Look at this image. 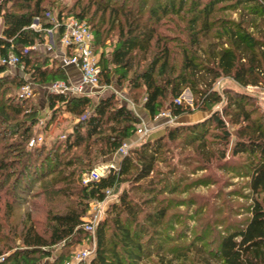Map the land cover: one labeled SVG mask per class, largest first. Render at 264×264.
<instances>
[{
    "label": "trees",
    "instance_id": "trees-1",
    "mask_svg": "<svg viewBox=\"0 0 264 264\" xmlns=\"http://www.w3.org/2000/svg\"><path fill=\"white\" fill-rule=\"evenodd\" d=\"M45 2L0 0V58L15 55L22 72L28 75L31 83L39 85L66 81L58 60H53L49 68V58L32 49L35 42H42L44 35L42 30L30 28L32 21L37 19L41 29L50 27L45 18L49 13ZM91 6L95 7L92 12ZM228 7L233 10L241 8L237 21L224 17L213 19V15L224 13ZM184 9L190 15L187 31H184L188 50H182L181 72L176 74L170 63L172 52L169 48L175 36L170 35V28H166L167 34H160L158 30L165 17H179ZM98 12L100 17L94 22ZM105 15L107 24L116 27L117 39L109 58L103 51L99 56L100 83L110 84L111 75H114L118 85L126 82L128 92L142 91V108L151 120L162 110H169L172 117L191 113L188 106L176 104L173 100L181 95L184 87L194 86L190 81L196 74L199 76L201 70V77L208 76L210 82L206 83L205 90L198 92L199 103L194 105L204 112L222 100L212 89L219 78H231L241 87L264 86V0H120L119 3L88 0L77 11L64 13L59 10L56 18L71 16L84 22L92 33L94 50L98 51L106 37L102 28ZM180 20L183 17L180 16ZM252 22L255 23L250 32L248 24ZM214 28L218 33L210 37ZM209 37L217 41L223 38L225 41L220 42L226 46L215 49L218 44H211L214 46L206 51L205 67L199 69L194 55L201 47L200 41ZM137 53L142 55L141 61L148 60L142 69L135 63ZM5 71L6 66L0 65V124L3 126L0 130L3 153L0 154V199L10 198L8 201L14 204L23 202L31 197L36 185L44 181H48L46 188L50 186L65 195L74 194L78 199L76 205L62 213H48L49 225L45 234L38 232L33 224L22 229L18 239L25 249L12 257V264H37L40 258L50 256L49 247L61 244L63 248H70L80 243L86 236L81 218L87 204L102 201L105 191L120 183L129 182L132 187L141 185L153 173L161 149L183 131L192 136L191 142L197 141L203 146L209 129H213L215 132L211 133L216 141L224 145L220 153V158H224L230 139L227 123L236 127L230 155L246 158L247 186L252 194L250 217L240 227L223 234L215 250L203 252L199 264H264V116H254L256 111L249 95L223 90L227 105L222 115L226 121L213 112L204 122L167 130L163 137L142 142L138 148L128 150L117 172L81 185L80 175L88 168L78 170V158L66 155L71 150L82 149L83 154L90 156L95 146L100 147L98 153L102 157L114 153L124 140L134 135L139 118L123 104L124 101L119 103L112 94L95 104L86 96L46 94V106L54 113L47 124L55 119L56 111L61 108L77 121L58 151L44 153L40 147L25 153V145L33 136L40 112L28 99L12 97V93L27 81L21 77L1 76ZM168 97L171 100L168 101ZM5 139L6 143L2 144ZM151 184L152 180H149L145 189L153 193ZM46 188L34 195H44ZM149 203V199L138 203L126 192L120 194L117 202L108 207L106 219L95 226V252L89 264H138L152 253L157 258L156 264H173L167 259L168 253L163 251L161 238L156 236L165 211L160 208L146 210ZM68 259L69 255L61 252L56 261L63 264Z\"/></svg>",
    "mask_w": 264,
    "mask_h": 264
},
{
    "label": "rangeland",
    "instance_id": "rangeland-1",
    "mask_svg": "<svg viewBox=\"0 0 264 264\" xmlns=\"http://www.w3.org/2000/svg\"><path fill=\"white\" fill-rule=\"evenodd\" d=\"M114 1L116 3L120 2V0ZM87 2L88 0H46L45 6L49 10L50 16L55 18L59 10L64 13L72 10L77 11L80 5L83 6ZM77 4H79V7ZM94 10L95 7L93 6L91 12ZM240 10V7L234 10L228 7V10L224 13L213 15V19L224 17L237 21ZM180 16L183 17V20H180ZM189 16V14H186V9H184L180 12L179 17L174 16L171 19L165 17L161 22L162 26H159L158 30L160 34H167L166 28H170V35L175 36L174 41L169 43V48L172 52L170 63L173 64L176 74L181 72L182 50L184 48L188 50L186 43L187 35L185 36L184 31H187ZM99 17L100 14L98 12L93 21L95 20L94 22H96ZM104 17L105 21L102 28H104L103 32L106 37L103 47H98V52L102 50L109 58L117 39V30L116 27L112 28L107 24V15ZM245 21L247 22V20ZM32 22L35 25L37 21L34 19ZM254 23L248 24L250 32ZM1 25L2 20L0 19V30ZM215 33L218 32L214 28L209 36L213 37ZM210 37L202 39L200 41L201 47H199V50L196 49L194 62L199 69L205 67L204 60L207 59L206 51L208 49L211 50L212 46H214H211V44H218L215 49L226 46H222V42L225 41L223 38L221 39L222 42H220L221 40L217 41ZM48 39L47 36H43L42 44L33 50L49 58L47 64L50 68L52 67L53 60L56 59L47 54L49 51L46 47ZM141 58L142 55L137 53L135 63L139 69L146 66L148 55L145 56L146 61H141ZM17 71L14 67L6 66V71L1 76L21 77L31 83L26 73L22 72L20 74ZM201 75H203L202 70L199 76L196 74L192 77L190 83L194 82V86L188 85L184 87L179 96L181 98V105L188 106L192 112L179 117H173L172 122L168 124L165 123V118L156 116L153 120L150 119L151 122L160 120V123L153 127L150 125V133L142 138H139L134 132L131 138L124 140L123 142H128L129 150L138 148L142 142L163 137L167 133V130L204 122L213 112H217L222 117V113L227 105L223 96V90L226 89L233 93L240 92L249 95L252 98L251 102L256 111L254 116L259 114L264 116V86L241 87L231 78H219L213 83L212 89L220 94L222 100L209 111L204 112L200 110L197 105H194L199 103L198 92L205 90L207 88L206 83L210 82L208 76H202V78ZM110 80V84L99 82L98 88L94 89L95 92L90 95L93 104L97 103L101 98L112 94L119 103L125 101L123 104L131 108L134 113L143 110L142 102L144 95L142 91L128 92L126 82L123 81L118 85L114 75H111ZM31 84L34 85L33 83ZM37 85L39 86V84H35V86ZM120 89H124V94H120ZM15 93L16 91L12 93V97H15ZM44 97L45 91L43 89H36L33 91L32 96L28 98L29 103L35 104L39 109V119L43 118L40 117L42 114L45 120L42 129L38 128L36 123L32 135H41L42 137L41 144L35 148L43 147L44 153L51 152V150L55 152L59 150V146L66 139L67 135L71 133L72 126L77 120L68 116L61 108L56 111L55 119L47 124V121L54 113L52 109H46ZM169 99L170 97H168V101ZM223 118L225 121L227 120L226 117L223 116ZM140 125H142L141 121L136 125V128ZM226 128L230 133V139L229 144L226 146L224 158H220L224 145L216 141V138L211 133L215 132L213 129H209V133L205 137L206 143L203 146L197 141L191 142L192 136L183 131L176 140L166 143L164 148L161 149L158 153L157 164L153 173L146 181L140 183L141 185L132 187L129 182L120 183L110 190L108 198L99 207H96L93 201L89 202L82 216L85 224L91 223L97 225L105 220L108 207L117 202L122 192H126L131 200L138 203L149 199L150 203L148 208L145 206L146 210L153 211L155 208H160L165 211V217L161 226L157 228L158 233L156 236L161 238L163 251L168 253L167 259H171L173 264H199L203 252L215 250L218 239L223 234L240 227L250 217L249 210L252 194L247 186L248 179L245 173L246 168L244 167L246 158L245 156L232 157L230 155L231 147L235 141L236 127L227 123ZM2 129L3 126L0 124V130L2 131ZM6 141V139L3 140L2 144H5ZM35 148L28 150L25 147L26 150L24 152H33ZM99 148V146L93 147L90 156L86 155V153L83 154L82 149L71 150L66 156L69 157L72 154L76 160L78 158V164L76 165L79 168L78 170L88 168V171L102 162L111 161L114 157L113 153L102 157L98 153ZM0 154H3L1 147ZM10 156L12 154L9 151L8 157ZM80 162L81 165L78 166ZM149 180H152L151 185L154 186L153 193L145 189V186H148ZM46 185H48V181H44L41 185L37 184L31 197H27L23 202H18L17 204L10 203V198L2 197L0 199V264H12V257L25 249L18 239V234L22 229L33 224L38 232L45 234L46 228L49 225L47 217L49 212L62 213L67 208L76 205L78 200L76 195L71 193L68 195L61 194L50 186L46 188ZM45 188L44 195H34V193L40 192L42 189L45 190ZM46 197L48 199L44 201ZM83 231L86 232L84 229ZM88 238L89 234L86 232L85 238L70 248H63L61 244L49 247L50 256L44 259L40 258L37 264H57L56 258L61 252L62 254L69 255L68 260H70L77 251L85 247L83 244L88 242ZM33 258H38V255H33ZM156 263L157 258L152 253L145 256L138 264Z\"/></svg>",
    "mask_w": 264,
    "mask_h": 264
},
{
    "label": "built area",
    "instance_id": "built-area-1",
    "mask_svg": "<svg viewBox=\"0 0 264 264\" xmlns=\"http://www.w3.org/2000/svg\"><path fill=\"white\" fill-rule=\"evenodd\" d=\"M45 18L49 22L50 27L41 29L37 19H35L37 22L35 25L32 22L30 28L35 31L42 30L44 32L43 36H47L49 38V41L46 43V47L49 51L54 49V37L57 38L59 45L63 48L59 58L60 66H74L79 72L80 80L78 84H71L64 80H56L43 84L40 87H42L47 94L51 95H62L65 97H90V95L95 92L94 89L99 86L101 69L98 63L99 56L94 50L93 36L89 27L84 22L77 21L73 17H61L60 20H58L56 17L54 18L50 16L49 13H46ZM42 42H35L32 49L39 47ZM0 65L17 67L22 72V66H18V59L13 54H8L5 58H0ZM33 91L34 85L30 82H26L16 91L14 96L17 100H25L32 96ZM173 102L181 104V98L178 97L174 99ZM157 117L165 118L166 124L171 123L173 120L169 110L160 112ZM44 121V117L40 118L37 122V127L42 129ZM149 131L150 130L146 128L145 125H140L136 128L135 134L139 136V138H142L148 135ZM41 142V135L32 136L26 143L25 147L28 150H31L41 144ZM128 150V142H122V144L113 153L114 157L111 161L102 162L90 170L83 172L80 175V184L86 185L89 182L97 181L110 173L117 172L119 169V163L128 153ZM110 190L112 189L105 191L102 201H93V204H95L96 207H99V205L103 201L105 202L108 198ZM81 220L83 222L81 227L89 234V238L87 239L88 242L83 244L85 247L77 251L70 260L64 262L63 264H89L94 255V230L96 225L91 223L85 224L84 219L81 218Z\"/></svg>",
    "mask_w": 264,
    "mask_h": 264
},
{
    "label": "crops",
    "instance_id": "crops-1",
    "mask_svg": "<svg viewBox=\"0 0 264 264\" xmlns=\"http://www.w3.org/2000/svg\"><path fill=\"white\" fill-rule=\"evenodd\" d=\"M55 40V47L54 49L51 51H48V55L49 56H52L54 57L56 60L59 61V58H60V55L63 51V48L59 45L58 41H57V38L54 37ZM98 56H100L102 50H100L99 52L96 51ZM60 64V62H59ZM61 67V66H60ZM18 72H20V74H22V72L17 68V67H14ZM64 71V74H65V77H66V81L71 83V84H78L79 83V80H80V75H79V72L78 70L74 67V66H65V67H61ZM25 79V78H24ZM26 80V79H25ZM35 86V84H34ZM41 85H37L34 87V90H41L42 87H40ZM44 90V89H43ZM45 91V90H44ZM46 91H45V96H46ZM120 94H124V89H120ZM91 98V97H90ZM122 99V98H121ZM44 100H45V97H44ZM125 102V101H124ZM48 109V108H46ZM66 113V112H65ZM68 116H70L68 113H66ZM135 115L139 118V120L141 121V124L142 125H145L146 128H148L149 130L151 129V126L153 127L154 125H157L158 123H160V120L159 121H155V122H151L147 112L143 109L142 111H138V113H135ZM40 117H44L42 114L40 115ZM156 120V119H155ZM149 123V125H148ZM151 125V126H150ZM150 133V132H149Z\"/></svg>",
    "mask_w": 264,
    "mask_h": 264
}]
</instances>
